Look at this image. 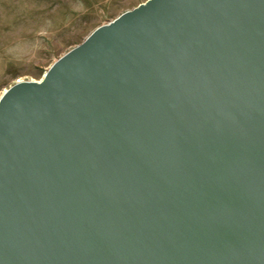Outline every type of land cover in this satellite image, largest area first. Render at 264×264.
<instances>
[{"label": "water", "instance_id": "1", "mask_svg": "<svg viewBox=\"0 0 264 264\" xmlns=\"http://www.w3.org/2000/svg\"><path fill=\"white\" fill-rule=\"evenodd\" d=\"M0 264H264V0H145L9 86Z\"/></svg>", "mask_w": 264, "mask_h": 264}, {"label": "rangeland", "instance_id": "2", "mask_svg": "<svg viewBox=\"0 0 264 264\" xmlns=\"http://www.w3.org/2000/svg\"><path fill=\"white\" fill-rule=\"evenodd\" d=\"M145 0H0V97L40 79L97 26Z\"/></svg>", "mask_w": 264, "mask_h": 264}, {"label": "bare ground", "instance_id": "3", "mask_svg": "<svg viewBox=\"0 0 264 264\" xmlns=\"http://www.w3.org/2000/svg\"><path fill=\"white\" fill-rule=\"evenodd\" d=\"M137 6V5H136ZM87 37V36H86ZM52 65V64H51ZM44 76V75H43ZM43 78V77H42ZM42 78H40V79H37V80H41Z\"/></svg>", "mask_w": 264, "mask_h": 264}]
</instances>
